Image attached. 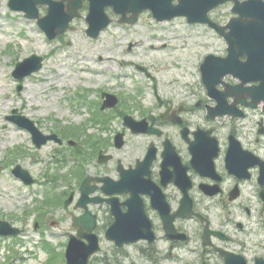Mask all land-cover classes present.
Returning <instances> with one entry per match:
<instances>
[{
  "label": "rangeland",
  "instance_id": "1",
  "mask_svg": "<svg viewBox=\"0 0 264 264\" xmlns=\"http://www.w3.org/2000/svg\"><path fill=\"white\" fill-rule=\"evenodd\" d=\"M9 1L0 0V219L23 233L0 237V264H66L68 237L74 233L70 216L74 209L65 208L64 202L72 191L79 196L83 170L95 176L111 171L110 175L117 178L115 164H97L99 151L107 149L122 159L129 153L137 154L143 144L142 138H129L122 151L115 149L118 132L111 131L121 127L119 114L124 106L102 111L98 105L102 104L101 94L117 93L127 106H133L136 100L149 106L153 97L150 91L155 85L162 97L189 96L199 87L201 58L227 45L207 27L189 26L183 19L157 24L149 14H143L141 23L128 30L113 24L97 40L86 35L84 18L63 37L49 41L36 21L12 11ZM230 10L231 5H225L216 14L227 18L224 15ZM131 43L140 46L128 53ZM33 54L43 57V68L22 82L23 90L18 94L20 82L13 77V71ZM128 62L148 67L155 79H149ZM14 108L37 122L44 133L77 139L79 145L50 142L37 149L29 133L18 131L7 121ZM78 157L84 159L85 169L77 165ZM16 165L31 173L34 185L25 186L14 177ZM94 209L100 215L102 250L90 264H198L196 257L186 252H176L157 262L145 259L139 243L117 249L105 238L112 221L108 209Z\"/></svg>",
  "mask_w": 264,
  "mask_h": 264
},
{
  "label": "flooded vegetation",
  "instance_id": "2",
  "mask_svg": "<svg viewBox=\"0 0 264 264\" xmlns=\"http://www.w3.org/2000/svg\"><path fill=\"white\" fill-rule=\"evenodd\" d=\"M105 11L113 24L122 18L111 7ZM87 12L88 3L81 10V18ZM216 12L211 14L212 20L223 23ZM140 23L120 27L128 30ZM135 46L140 45L131 43L127 52L131 53ZM226 53L227 47L221 46L201 58L197 92L186 97H159L155 86L149 106L137 101L127 108L124 104L119 114L122 125L111 131L123 132L125 142L133 137L125 125L127 115L131 117L129 125L141 122L142 129L154 131L152 135L135 136L146 139L137 154L129 153L121 159L104 150L113 155V163L121 162L125 167H133L144 159L149 146L156 150L150 175L145 176L157 187H151L156 196L141 194L155 236L153 243L140 242L142 248H153L142 249L144 258L160 261L176 252H186L195 256L198 264H226L223 254L234 258L235 264H258L261 260L264 264V98L251 97L248 92L240 94V90L248 91L259 82L234 90L241 84L240 78L226 75L220 79L223 73L210 69L213 61H207V56L225 57ZM128 65L135 66L133 62ZM248 76L254 77L252 73ZM167 140L171 152L165 167ZM80 161L79 158L78 165ZM85 174L90 173L85 170ZM119 198L125 202L129 196ZM122 209L127 210L126 206ZM181 235L186 236L185 241L177 238Z\"/></svg>",
  "mask_w": 264,
  "mask_h": 264
},
{
  "label": "water",
  "instance_id": "3",
  "mask_svg": "<svg viewBox=\"0 0 264 264\" xmlns=\"http://www.w3.org/2000/svg\"><path fill=\"white\" fill-rule=\"evenodd\" d=\"M64 1H68V9L64 7ZM84 0H62V2H54L53 0H10L9 6L14 11L24 12L26 17L30 20H37L39 27L45 31L50 40H54L57 36L62 35L69 28L70 22L79 15L78 10L82 7ZM90 1V14L87 20L90 23L88 34L97 38L99 32L107 27L110 23L109 19L104 13L107 6H112L117 13L126 16L127 13H132L133 17L128 20L129 24H134L137 21V16L143 10H151L158 21L172 19L175 16H187L190 22H209L207 18L208 12L220 5L228 2L229 0H179L178 6H173V0H89ZM235 3L234 12L245 14L246 20H238L237 31H239L238 38L242 39V43L236 41L235 23L232 21L227 28H231L232 32L224 34L221 28L217 29L224 35L230 45V52H235L234 49L241 48L246 36L251 35L254 40H264V2L263 0H250L247 2L239 3L238 0H232ZM48 5L49 12L47 17L41 18L39 6ZM120 22H127L125 19ZM245 22V23H244ZM252 41V40H251ZM248 50L251 53V62L240 67L246 73H254L257 79L264 77V55L255 56L257 45L252 41ZM231 56V54H230ZM43 66V58L36 55L18 63L14 77L18 80H23L33 73L41 70ZM263 81V80H262ZM22 90V85H19L18 92ZM264 90V81H263ZM262 91L258 90L257 94ZM264 93V91H263ZM117 104V98L109 96L104 107H114ZM15 113L17 111H14ZM11 121L17 123L22 128H25L33 134L34 143L38 148H41L49 140H57L56 136H44L35 127V124L25 117H13ZM123 135L117 137V146L123 145ZM154 154V150L151 152ZM153 156L149 155L147 163L150 164ZM107 158L104 160L106 161ZM14 175L22 179L27 185L33 183L30 174L25 171L21 166H17L13 171ZM98 181L106 183L102 189L108 192L107 186L111 187L110 194L120 192H130L132 198L126 203L129 211L122 214L119 204H113V213L116 216V222L107 231L108 240L114 241L117 246L123 247L124 244H130L139 241L141 238H146L144 231L150 233V225L146 221H142L144 214L143 206L140 200H137L139 189L135 180H127V175L119 182H114L109 178H99ZM89 179L87 180V183ZM83 185V196L78 203V207L85 209L86 213L79 218H74V226L79 228L78 236H71L68 244L66 259L67 264H89L91 257L100 250L99 239L93 233L96 226L95 216L91 215L88 211L87 204L98 199H90L89 194L93 193L95 188H87ZM73 201V194L66 201V207L70 206ZM117 202V199H109ZM145 215V214H144ZM19 230L13 228L9 223L0 221V236H11L19 234ZM87 240L85 243L83 240Z\"/></svg>",
  "mask_w": 264,
  "mask_h": 264
},
{
  "label": "bare ground",
  "instance_id": "4",
  "mask_svg": "<svg viewBox=\"0 0 264 264\" xmlns=\"http://www.w3.org/2000/svg\"><path fill=\"white\" fill-rule=\"evenodd\" d=\"M176 48V47H175ZM175 52H178V50L176 51L175 50ZM184 52V51H183ZM186 53H187V51H186ZM161 53H159V55H160ZM158 55V54H157ZM178 55V54H177ZM183 56V55H182ZM185 57H187V56H185ZM156 58V57H155ZM161 58V57H160ZM187 58H189V57H187ZM156 60H157V58H156ZM171 61V60H170ZM174 61V60H173ZM170 70H172V68L170 69ZM174 71V70H173ZM176 71V70H175ZM174 71V72H175ZM168 72H169V70H168ZM183 72V71H182ZM170 73V72H169ZM160 74H162V73H160ZM165 74V73H164ZM173 74V73H172ZM174 74H176V72L174 73ZM170 75H171V73H170ZM182 75H183V73H182ZM174 76V75H173ZM188 76V75H187ZM165 77V76H164ZM78 78H80V77H78ZM170 78H171V76H170ZM165 79V78H164ZM166 79H169V78H167L166 77ZM172 79V78H171ZM168 83V82H167ZM170 83V82H169Z\"/></svg>",
  "mask_w": 264,
  "mask_h": 264
}]
</instances>
